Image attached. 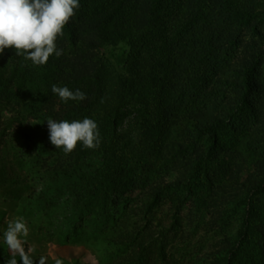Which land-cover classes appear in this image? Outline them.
<instances>
[{
    "label": "trees",
    "instance_id": "1",
    "mask_svg": "<svg viewBox=\"0 0 264 264\" xmlns=\"http://www.w3.org/2000/svg\"><path fill=\"white\" fill-rule=\"evenodd\" d=\"M263 29L264 0H80L57 41L69 54L33 66L41 86L19 75L17 90L36 91L35 114L97 122L100 146L57 149L65 170L54 171L73 178L80 162L96 166L77 182L122 208L103 238L124 250L120 264H264ZM103 46L116 49L112 85L95 60ZM53 84L87 99L64 103ZM20 136L35 150L51 144L47 122ZM227 136L236 141L222 158ZM201 219L220 231L213 246L168 257L169 235L188 240ZM9 258L4 246L0 264Z\"/></svg>",
    "mask_w": 264,
    "mask_h": 264
},
{
    "label": "rangeland",
    "instance_id": "2",
    "mask_svg": "<svg viewBox=\"0 0 264 264\" xmlns=\"http://www.w3.org/2000/svg\"><path fill=\"white\" fill-rule=\"evenodd\" d=\"M262 32L264 34V29ZM263 46L264 41H257V47ZM115 53V48L103 46L95 55L108 85H112L117 76ZM67 54L66 47L61 56ZM33 66L30 60L16 56L14 49H5L0 54V215L4 214L0 223V249L7 247L2 235L8 221L23 216L29 228L25 248L34 249L32 256L37 262L45 256L46 264H54L53 257L62 259L64 264H120L124 250L111 249L103 238L122 215V208L109 206L103 196L96 194L97 191L92 195L89 182H77L78 176L92 174L96 167L93 162L87 159L80 162L79 171L73 178L64 177L54 171L65 170L58 160L62 151H57L51 144L43 151L35 150L21 139L23 128L45 123L51 118L46 112L35 114L30 110L29 106L37 100L32 86L28 84V95L17 90L22 73L37 86L42 85L43 73L33 72ZM15 69L19 72L12 75ZM5 82V86H1ZM223 140L228 146L221 157L227 158L229 146L236 140L229 136ZM219 234L218 229L207 225L206 219L199 221L197 234L188 235V240L173 231L166 241L168 257L180 260L183 256L189 258L205 252ZM155 252L159 253L158 246Z\"/></svg>",
    "mask_w": 264,
    "mask_h": 264
},
{
    "label": "clouds",
    "instance_id": "3",
    "mask_svg": "<svg viewBox=\"0 0 264 264\" xmlns=\"http://www.w3.org/2000/svg\"><path fill=\"white\" fill-rule=\"evenodd\" d=\"M80 0H0V54L5 49H14L16 56H23L34 66L47 64L50 57L63 54L57 41L64 36L63 29L76 16ZM52 92L67 103L87 99L80 89L75 91L67 86L52 85ZM49 141L64 154L72 153L78 144L85 149H97L101 144L99 126L94 119L82 120L47 119ZM29 235L27 221L23 216L7 223L2 238L7 245L11 258L5 264H36L34 249L25 248ZM54 258V264H64L62 259ZM47 257L41 256L38 264H46Z\"/></svg>",
    "mask_w": 264,
    "mask_h": 264
}]
</instances>
